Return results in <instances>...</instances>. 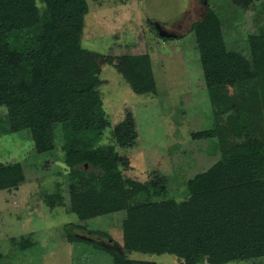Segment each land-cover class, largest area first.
Segmentation results:
<instances>
[{"label": "trees", "instance_id": "16d2710c", "mask_svg": "<svg viewBox=\"0 0 264 264\" xmlns=\"http://www.w3.org/2000/svg\"><path fill=\"white\" fill-rule=\"evenodd\" d=\"M87 6L86 0H0V106L5 109L0 135L29 132L34 153L54 161L62 152L71 174L69 209L80 220L126 210L122 246L112 238L117 249L99 245L111 254L113 264H159L128 258L132 252L169 254L180 264H196L194 250L201 258L215 257L224 264L246 260L264 264V27L250 37L246 58L226 49L211 9L190 26L206 87L227 85L234 92L214 100V130L194 136L214 134L220 159L189 179L188 195L176 201L147 183L121 177L114 147L98 145L109 124L95 89L98 65L88 59L77 37L56 24L64 17L85 15ZM12 32L31 36L37 47L24 53ZM146 58L125 57V70L131 68L135 74L134 89L153 92L150 72L146 79L140 72L148 70ZM247 81L257 87L256 105L248 102ZM112 136L118 145H131L136 137L132 121L116 124ZM92 155L107 157L109 171L72 170ZM24 168L20 161L0 163V190L24 182ZM63 198L58 192L47 195L51 207L62 204ZM66 238L75 240L69 229Z\"/></svg>", "mask_w": 264, "mask_h": 264}, {"label": "rangeland", "instance_id": "374dc122", "mask_svg": "<svg viewBox=\"0 0 264 264\" xmlns=\"http://www.w3.org/2000/svg\"><path fill=\"white\" fill-rule=\"evenodd\" d=\"M86 2L85 15L64 17L56 24L60 31L77 37L88 51V59L98 65L95 89L109 123L98 145L114 147L120 158L116 164L121 177L147 183L151 190H163L168 197L181 200L188 195L187 181L220 159L214 134L208 138L194 136L214 130V100L234 92L227 85H205L196 38L190 31V26L204 17L205 7L200 0ZM207 3L218 20L226 49L250 58L249 39L264 27V0ZM154 22L176 36H160ZM11 37L24 53L37 47L35 40L24 33L12 32ZM127 56L147 57L148 70L140 72L144 79L150 72L153 92L134 89L132 84L138 85V81L131 68L128 73L125 70ZM245 84L249 104L260 103L256 85L252 81ZM4 110L0 106V116ZM124 119L132 121L136 133L134 142L126 147L116 144L112 136L113 127ZM29 135H0V163L22 162L26 177L17 187L0 190V264H113L111 254L99 245L117 249L112 238L122 246L121 225L126 210L80 220L69 209L67 183L71 174L61 160L62 152L57 161L36 155ZM107 159L92 155L72 170L87 174L109 171ZM56 192L64 195L63 203L51 207L47 195ZM66 229L75 236L74 241H67ZM93 231L105 236L92 235ZM128 256L180 264L169 254L132 252ZM194 256L196 264H224L215 257L201 258L197 250Z\"/></svg>", "mask_w": 264, "mask_h": 264}, {"label": "water", "instance_id": "95a60500", "mask_svg": "<svg viewBox=\"0 0 264 264\" xmlns=\"http://www.w3.org/2000/svg\"><path fill=\"white\" fill-rule=\"evenodd\" d=\"M200 2L205 7V10L209 8L207 0H200ZM154 26L158 34L162 37H175L176 36L173 32L167 31L159 22H154Z\"/></svg>", "mask_w": 264, "mask_h": 264}]
</instances>
